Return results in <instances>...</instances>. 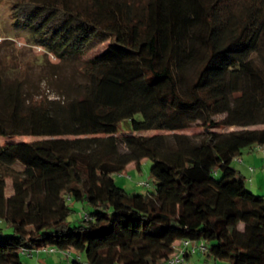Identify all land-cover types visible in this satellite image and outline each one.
<instances>
[{
	"label": "trees",
	"instance_id": "16d2710c",
	"mask_svg": "<svg viewBox=\"0 0 264 264\" xmlns=\"http://www.w3.org/2000/svg\"><path fill=\"white\" fill-rule=\"evenodd\" d=\"M233 2H14L33 42L76 72L53 98L0 75V134L31 136L0 144V219L11 226L0 228V264L49 246L89 264H159L181 239L203 241L208 258L264 264V194L231 164L264 145V2ZM123 104L140 115L137 132L117 133ZM143 159L151 190L105 178ZM68 199L91 205L78 224Z\"/></svg>",
	"mask_w": 264,
	"mask_h": 264
},
{
	"label": "rangeland",
	"instance_id": "374dc122",
	"mask_svg": "<svg viewBox=\"0 0 264 264\" xmlns=\"http://www.w3.org/2000/svg\"><path fill=\"white\" fill-rule=\"evenodd\" d=\"M15 1L0 0V75L6 80H20L22 89L34 97L39 98L41 95H47L49 98L57 97V86L62 81L68 80L76 72L74 63L60 61L50 51L33 42V35L29 27L13 16L12 5ZM233 1L241 2L245 0ZM234 2L231 6L237 11V4ZM107 46L108 40L92 48L83 57L89 58L103 51ZM116 114L119 117L118 134L126 131L137 132L135 125L137 119L140 117L139 114H131L126 104L121 105ZM232 128L237 127L229 126L224 129ZM197 130L198 128L194 127L192 129H184L183 131L190 133ZM154 132L158 131H139L141 134H152ZM29 138L31 136L0 134V144L14 140H27ZM251 145L249 144L242 148L239 157H242L243 161L234 158L231 164L241 170L246 176V184L251 191L264 194V155L259 149L248 148ZM248 153L249 155H247ZM150 164L149 159H143L140 169L128 166L119 173H106L104 175L106 179L113 177L117 184L124 186L129 191L146 192L152 188V178L149 172ZM249 165L255 168L252 172L248 170ZM12 167L22 169L19 163H14ZM140 181L141 183H139ZM5 192L7 195L13 193L11 176L6 178ZM68 203L71 210L67 215V221L73 225L80 223L84 213L91 210V205L86 202L68 199ZM0 228H3L4 231L11 230L9 223L1 219ZM40 251L34 252L32 255L21 253L23 264H89L82 252L72 251L65 253V251L59 249L55 251H43L41 249ZM76 256L78 257L77 263L73 262V258ZM220 260L224 261L223 258L219 257L217 261L219 262ZM198 264H214V260L211 259L205 263L198 262Z\"/></svg>",
	"mask_w": 264,
	"mask_h": 264
},
{
	"label": "built area",
	"instance_id": "2783aa9c",
	"mask_svg": "<svg viewBox=\"0 0 264 264\" xmlns=\"http://www.w3.org/2000/svg\"><path fill=\"white\" fill-rule=\"evenodd\" d=\"M261 152L264 154V145L260 147ZM250 170H253L252 167H249ZM141 183V181L139 182ZM147 184V183H146ZM84 217H87V214H84ZM174 252L163 258L159 264H187L186 261V251L188 252H195L200 251L204 252L206 250V245L203 241H191L190 239H181L180 245H174ZM185 249V250H184ZM43 251H55L57 248L54 246H49L46 248H42ZM65 251V253H70L68 250H61ZM25 254H30L27 251H24ZM118 264V263H115Z\"/></svg>",
	"mask_w": 264,
	"mask_h": 264
},
{
	"label": "crops",
	"instance_id": "0c3cea01",
	"mask_svg": "<svg viewBox=\"0 0 264 264\" xmlns=\"http://www.w3.org/2000/svg\"><path fill=\"white\" fill-rule=\"evenodd\" d=\"M248 148H252V149H255L256 148L257 149V145H254L253 144V145H251V147L248 146ZM247 155H249V153ZM241 161H243V158L242 157H241ZM246 161H248V159H246ZM128 166H133V164L131 163ZM179 244H180V242H179ZM211 259L214 260V264H229L228 263V260L225 259V258H223L224 261L223 260H220L218 262L217 261V260H219L218 257L211 256V257L208 258V257L205 256V254L200 253L198 251H195V252H188V251H186V261H187V264H198V262H200V263H203L204 262L205 263V262L210 261Z\"/></svg>",
	"mask_w": 264,
	"mask_h": 264
}]
</instances>
